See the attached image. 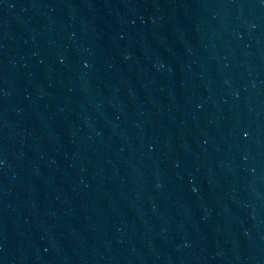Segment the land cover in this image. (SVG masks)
I'll return each instance as SVG.
<instances>
[{
    "label": "water",
    "instance_id": "1",
    "mask_svg": "<svg viewBox=\"0 0 264 264\" xmlns=\"http://www.w3.org/2000/svg\"><path fill=\"white\" fill-rule=\"evenodd\" d=\"M0 264H264V0H0Z\"/></svg>",
    "mask_w": 264,
    "mask_h": 264
}]
</instances>
